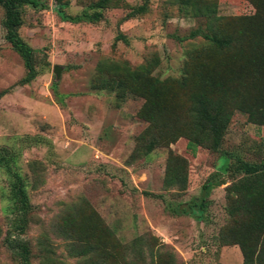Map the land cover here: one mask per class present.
<instances>
[{
	"label": "rangeland",
	"instance_id": "rangeland-1",
	"mask_svg": "<svg viewBox=\"0 0 264 264\" xmlns=\"http://www.w3.org/2000/svg\"><path fill=\"white\" fill-rule=\"evenodd\" d=\"M54 1L21 6L18 33L35 50L37 70L25 84H16L24 68L0 23V155L15 165L31 206L17 235L28 243L30 263L154 264L146 250L150 241L170 252L169 264H240L237 245L219 239L233 224L223 187L240 173L232 176L218 163L222 155L231 163L263 159L264 123L235 110L217 149L190 153L180 135L172 141L163 135L150 148L141 108L154 78L168 79L166 111L158 119L179 128L172 118L183 101L175 85L187 58L196 67L202 63L205 77L251 86L245 69L253 57H264V0H213L214 13L206 16L185 14L170 0H111L97 22L83 16L95 0H59L60 12ZM142 4V12L125 16ZM208 23L224 32L241 27L255 42V55L237 61L208 49L199 35L183 38L195 28L209 33ZM118 33L124 38H115ZM103 62L130 70L149 66V73L138 90L120 95L93 86ZM179 157L186 185L176 191L162 179L166 164ZM9 179L0 166V264H20L2 242L14 214ZM206 179L225 183L210 187L202 211L186 213ZM135 237L141 240L133 244ZM85 245L92 248L80 252Z\"/></svg>",
	"mask_w": 264,
	"mask_h": 264
},
{
	"label": "trees",
	"instance_id": "trees-1",
	"mask_svg": "<svg viewBox=\"0 0 264 264\" xmlns=\"http://www.w3.org/2000/svg\"><path fill=\"white\" fill-rule=\"evenodd\" d=\"M175 1L181 12L193 16H206L214 13L213 0H170ZM111 0H95L90 4L91 11L84 13V18L89 22H97L101 19L100 10L107 7ZM31 4L35 6L37 0H0L2 10L1 27L3 39L10 49L17 54L22 62L24 73L16 84L21 85L32 80L37 74L35 68V50L29 46L19 35L18 28L22 25L21 6ZM57 12H60L59 0H55ZM144 10V5L132 7L125 16L131 17ZM72 18V17H71ZM218 18V17H215ZM221 20V17H219ZM209 33H203L198 28L191 29L185 37L193 38L201 36L209 47L237 61L245 60L253 52L255 42L247 41V34L241 27H233L230 31L218 30L216 26L207 24ZM220 28V27H219ZM117 39H123L122 34H117ZM207 51L202 49L197 55ZM257 55V54H256ZM197 61L195 65L200 63ZM251 66L245 69L250 73L251 86L245 85L241 80L219 79L205 77L190 59L183 62V69L176 79L175 87L181 92L183 107L179 116L172 118L173 125L165 119L159 120L161 112L166 111L165 95L170 92L168 79L154 78V88L142 105L141 113L149 120L151 131L148 145L150 148L158 142V139L166 135L169 140L177 136L185 138V149L194 153L197 147L217 149L221 137L225 132L230 116L237 110L247 116V119L255 124L264 123V57H253ZM149 66L135 67L132 70L119 63L103 62L96 71L93 86L125 95L128 92L138 90L139 86L147 78ZM140 113V114H141ZM234 162V163H233ZM228 161L225 155L220 157L218 168L234 176L224 185L225 213L233 222L226 234L220 235L222 245L236 244L240 254V264H264V158L257 164L246 163L241 160ZM0 166L9 176V191L14 202L13 217L10 220V229L3 236V244L17 258L20 264L30 263V250L28 243L17 235L24 231L27 223V214L31 208L23 188V181L15 168V165L6 155H0ZM215 175V174H214ZM165 187H174L176 191L184 190L186 185L184 159L170 160L165 166L163 176ZM222 179H206L201 185V197L187 205L186 212L196 213L203 209L204 198L212 185L224 184ZM184 211V209H182ZM243 222H239V218ZM15 233V234H14ZM140 237H135L132 243L140 242ZM148 255L154 259V264H169L172 261L170 252L162 250L163 246L153 248V243L146 241ZM90 245L81 247L80 252L88 251ZM141 250V249H139ZM138 254L141 255V251ZM166 254L167 257L162 255ZM153 262V261H152ZM101 264H108L107 262Z\"/></svg>",
	"mask_w": 264,
	"mask_h": 264
},
{
	"label": "crops",
	"instance_id": "crops-1",
	"mask_svg": "<svg viewBox=\"0 0 264 264\" xmlns=\"http://www.w3.org/2000/svg\"><path fill=\"white\" fill-rule=\"evenodd\" d=\"M220 185H222V184H220ZM187 213V212H186Z\"/></svg>",
	"mask_w": 264,
	"mask_h": 264
}]
</instances>
